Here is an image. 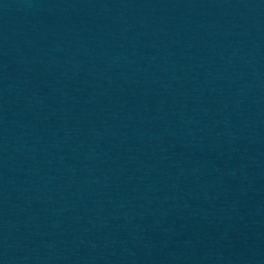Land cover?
I'll return each instance as SVG.
<instances>
[{
    "label": "water",
    "instance_id": "obj_1",
    "mask_svg": "<svg viewBox=\"0 0 264 264\" xmlns=\"http://www.w3.org/2000/svg\"><path fill=\"white\" fill-rule=\"evenodd\" d=\"M0 264H264V0H0Z\"/></svg>",
    "mask_w": 264,
    "mask_h": 264
}]
</instances>
